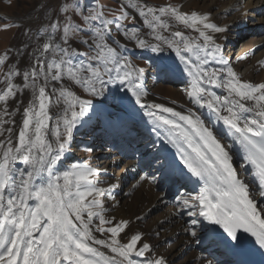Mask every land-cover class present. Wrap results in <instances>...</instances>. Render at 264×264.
I'll list each match as a JSON object with an SVG mask.
<instances>
[{"label":"snow or ice","instance_id":"1","mask_svg":"<svg viewBox=\"0 0 264 264\" xmlns=\"http://www.w3.org/2000/svg\"><path fill=\"white\" fill-rule=\"evenodd\" d=\"M51 7H41L47 19L35 33H23L34 46H9L0 54V264H172L157 250L167 221L158 222L153 243L142 230H131V219L109 215L106 200L116 207L117 183L100 186L99 169L86 163L60 170L74 130L94 108L92 98L104 97L109 85H119L179 161L160 152L150 162L159 178L140 175L131 187L164 180L198 184L195 195L175 197L176 212L191 218L185 235L232 253L254 244L264 256V82L243 80L224 58L218 41L227 39L229 27L215 23L211 9L185 12L147 0H128L112 19L94 0H56L49 14ZM129 44L175 54L190 107L148 99V72L159 81L173 69L149 67L147 60L143 67L134 64ZM108 119L119 116L109 113Z\"/></svg>","mask_w":264,"mask_h":264},{"label":"bare ground","instance_id":"2","mask_svg":"<svg viewBox=\"0 0 264 264\" xmlns=\"http://www.w3.org/2000/svg\"><path fill=\"white\" fill-rule=\"evenodd\" d=\"M186 2L181 1L178 7L188 12L185 9ZM193 5H189L190 9L201 13L211 9L213 21L218 25L229 27L227 36L229 32H234L232 39L234 42L230 43L226 52H224L226 40L220 39L218 42L222 44L224 58L231 62L238 75L246 81L264 82V65L260 63L264 62V0H213L201 10ZM23 40L25 42L27 38ZM19 42L18 40L17 43ZM137 50L142 57L149 58V67L155 64L173 69L168 76L159 81L152 79L153 71L148 72L145 78V87L149 92L148 99L177 110H183L181 106L190 107L183 91L188 87V80L180 71L182 66L175 54L171 51L153 54L142 49ZM24 59L26 61V58ZM23 66L22 64L21 67ZM109 88L111 89L109 93L99 97L95 116L74 130L71 150L66 154L60 170L67 168L65 166L70 161L83 163L84 159L92 158L91 167L99 169L100 179L104 182L101 186L107 187L108 183L119 185L114 191L116 207H111L114 201L106 200L110 216L117 220L131 219V230H142L144 236L149 237L153 243L157 239L155 232L159 230L158 222L167 221L159 237L157 250L168 255L172 264H199L197 257L215 259L218 264H230L224 257L220 245L210 242L208 248H201V243L197 245L183 231L191 218L176 212L177 194L169 189L177 186L180 192H191L195 195L199 190V188L194 189L195 183L173 182L168 186L167 180H164L154 184L141 182L136 188L131 187L138 181L140 175L151 174L159 178L160 174L156 171L155 165L150 166V162L160 152L167 153L169 159H175L177 164L179 161L175 149L157 138L151 130L148 118L137 110L138 106L134 105V102L130 103L128 95L119 90V85H109ZM216 91L220 93L219 89ZM109 113L119 116V120H109ZM96 132H101L93 144L98 146L93 148L92 154H86L81 146L82 141ZM235 166L239 167V160ZM179 167L183 166L179 165ZM137 215L144 217L138 223L135 219ZM96 235L99 236V233ZM166 238H171L170 242L166 243Z\"/></svg>","mask_w":264,"mask_h":264},{"label":"rangeland","instance_id":"3","mask_svg":"<svg viewBox=\"0 0 264 264\" xmlns=\"http://www.w3.org/2000/svg\"><path fill=\"white\" fill-rule=\"evenodd\" d=\"M122 1L94 0V2L101 3L103 10L105 12V15L109 19H112L114 16L119 15L120 8L128 3V0H122ZM181 1L183 0H147V3L154 5V6H159L162 4H173V5L179 6ZM184 1H187L186 2L187 5L185 4V9L190 11L191 10L189 7L190 4H194L193 5L194 7L201 10L204 8V5L206 6L207 3L212 2L213 0H184ZM63 2L64 0H61V3ZM67 2L71 3L73 2V0H67ZM79 2L82 4L84 0H79ZM45 3H50L52 5V7L49 8V14H51L53 8L55 7L56 0H0V54H2L9 46L13 48L17 47L20 43H22V41L23 43H29L30 47L32 46L31 42L29 41V38L27 36H24L23 33L25 32L26 29H31L32 32L35 33L37 28L41 25V23L43 21H46L47 19L46 17L40 16V9ZM220 5L221 4H219V6ZM128 11L130 12V14L132 13L131 9H128ZM137 21H138L137 27H139L140 23H139L138 17H137ZM4 25H10V27L7 30H4ZM16 25H20V27H16ZM113 34L114 35L116 34L114 25H113ZM233 35H234L233 31L228 33L227 39L224 43V52L227 51V48L230 45V43L234 42V40H232ZM25 37L27 38V41L24 42L23 39ZM18 40L20 41L19 44L17 43ZM74 46L78 47L80 51H84L83 46H80V45H74ZM127 54L131 57V59L133 60V63L138 66H141V67L145 66L146 60L150 62L149 58L142 57L141 53L136 48H134L131 44L128 45ZM77 91H78V94H81L82 96H85V98H87L86 94H84L82 90H77ZM28 98H29L28 96H25L24 99L26 102H27L26 99ZM92 99H93L94 108L92 111L89 112V115L84 118V122L88 121L90 118H93L95 116V113L97 110V102L99 101V97L92 98ZM100 134L101 132H96L95 134L90 136L87 140L82 141L81 146L86 154L93 153V151L91 152L86 151L87 148L93 149L94 147L98 146L96 144L95 145L93 144L94 142H96V139H98L97 136ZM91 159L86 158L83 160V163H86L89 166H93ZM70 163H73V162L70 161ZM69 164H66V166L65 165L64 166L67 167ZM146 238H149V237L146 236ZM203 248H208V246H205Z\"/></svg>","mask_w":264,"mask_h":264}]
</instances>
